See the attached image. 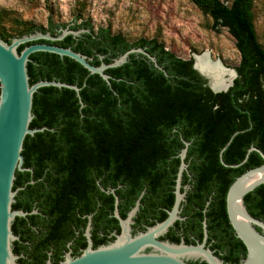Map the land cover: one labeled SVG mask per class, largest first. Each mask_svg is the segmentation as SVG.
<instances>
[{
  "label": "trees",
  "instance_id": "16d2710c",
  "mask_svg": "<svg viewBox=\"0 0 264 264\" xmlns=\"http://www.w3.org/2000/svg\"><path fill=\"white\" fill-rule=\"evenodd\" d=\"M254 1L232 0L227 6L220 0H189L212 20L214 29H227L235 41L240 62L235 68L237 78L226 93H212L192 62L175 57L156 40L131 44L108 28L95 31L88 22H76L69 30L88 32L59 42H35L70 48L91 59V65L96 67L141 48L156 59L167 77L145 57L130 55L126 64L105 72L111 78L109 87L99 76L90 75L68 58L32 54L27 64L30 86L57 81L77 86L80 98L67 89H39L33 95L29 128L45 130L26 136L23 150L146 149L147 136L157 145L161 138L167 142L169 126L175 125L176 135L191 141L190 149H223L231 140L227 149H242L237 161L244 159L251 147L264 154V49L255 31ZM65 28L49 21L47 29L30 27L10 39L0 32V39L10 44L15 38L35 32L57 37L59 29ZM29 45L20 46L18 52ZM178 145V149L183 148L180 140ZM262 164L261 157L252 152L238 175ZM244 205L251 217L264 222V185L246 195ZM235 241L237 247L229 261L239 264L246 251L238 239ZM238 252L242 253L240 260Z\"/></svg>",
  "mask_w": 264,
  "mask_h": 264
},
{
  "label": "flooded vegetation",
  "instance_id": "af4514ba",
  "mask_svg": "<svg viewBox=\"0 0 264 264\" xmlns=\"http://www.w3.org/2000/svg\"><path fill=\"white\" fill-rule=\"evenodd\" d=\"M169 128L167 142L147 136L146 149H22L12 186L11 211L22 214L11 224L16 264L78 259L114 243L121 221L134 237L164 223L176 203L175 220L157 240L196 246L205 239V249L233 264L237 243L225 198L256 167L238 175L247 162L237 161L242 149H190ZM179 140L188 149H178Z\"/></svg>",
  "mask_w": 264,
  "mask_h": 264
},
{
  "label": "water",
  "instance_id": "95a60500",
  "mask_svg": "<svg viewBox=\"0 0 264 264\" xmlns=\"http://www.w3.org/2000/svg\"><path fill=\"white\" fill-rule=\"evenodd\" d=\"M87 32V30L71 31L67 26L65 29H59L57 37H52L50 33L35 32L15 38L10 44L0 39V264H16V257L12 253V243L15 237L11 231V224L16 215L22 214L11 211L14 198L12 186L15 171L21 170L24 139L26 136L32 137L45 130L44 128H29L33 119L31 114L33 95L41 88L52 87L74 91L80 98V89L77 86L57 81H41L30 86L27 75L29 57L35 53H47L60 58H68L79 64L90 75L99 76L109 87L111 78L105 72L126 64L130 55L145 57L156 70L167 77L162 67L157 64L156 59L141 48L131 49L114 59L112 63L106 65L102 62L96 67L91 65V59L70 48H61L47 43L34 44L38 41L59 42L67 36L76 38ZM26 44L31 45L18 52V48ZM99 59L102 61L103 57ZM193 69L214 94L228 92L237 78L236 72L232 71L231 83L222 89H217L212 86L211 76L202 73L196 67V58L193 61ZM81 106H83L82 103ZM230 142L231 140L222 151L228 147ZM183 145V149H188L189 143L183 142ZM252 152L261 157L263 164L237 177L229 186L225 198L229 225L236 239L243 244L246 251L245 258L239 264H264V222L251 217L244 205L245 196L264 185V154L261 150L255 147L249 148L241 164L247 161ZM236 167L230 166V168ZM176 207L177 203L164 223L149 228L145 233L134 237H130L128 233V221H121V234L114 243L100 247L94 252L87 250L80 258L67 259L62 264H194L196 262L224 264L214 256L211 250L204 248L205 239L202 244L196 246H187L183 243L174 245L157 240V237L162 235L175 220Z\"/></svg>",
  "mask_w": 264,
  "mask_h": 264
},
{
  "label": "rangeland",
  "instance_id": "374dc122",
  "mask_svg": "<svg viewBox=\"0 0 264 264\" xmlns=\"http://www.w3.org/2000/svg\"><path fill=\"white\" fill-rule=\"evenodd\" d=\"M220 1L229 6L232 0ZM253 14L264 49V0L254 1ZM0 15V32L8 39L30 27L47 29L49 21L66 27L88 22L95 31L108 28L131 44L156 40L184 61L193 63L207 53L226 71H235L240 62L227 29H214L189 0H0Z\"/></svg>",
  "mask_w": 264,
  "mask_h": 264
},
{
  "label": "bare ground",
  "instance_id": "6f19581e",
  "mask_svg": "<svg viewBox=\"0 0 264 264\" xmlns=\"http://www.w3.org/2000/svg\"><path fill=\"white\" fill-rule=\"evenodd\" d=\"M196 67L202 73L211 76L213 80V88L222 89V87L229 85L232 81V71H226L220 63L211 62L207 53L196 57Z\"/></svg>",
  "mask_w": 264,
  "mask_h": 264
}]
</instances>
